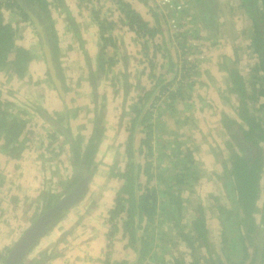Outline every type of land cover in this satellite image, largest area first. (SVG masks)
I'll use <instances>...</instances> for the list:
<instances>
[{"label": "trees", "instance_id": "trees-1", "mask_svg": "<svg viewBox=\"0 0 264 264\" xmlns=\"http://www.w3.org/2000/svg\"><path fill=\"white\" fill-rule=\"evenodd\" d=\"M91 1H94V4L90 7V13L98 23L101 44L95 69L91 68L87 52L83 50L85 59L89 60L88 82L93 103L92 116L88 119L90 127L85 134L71 130V120L78 116L80 106H67L61 112H51L38 104L8 100L0 90V150L8 158H20L32 144L33 131L42 124L47 125V139H50L47 148H51L55 141L68 146L66 168L69 169V177L55 181L52 186L53 189L61 187L60 193L51 191V182L46 186V190L43 188L40 191V213L70 192L81 180L85 179L89 183L98 169L99 161L96 157L105 130L106 97L104 93H99L97 83L116 62L112 56L106 55V48L115 47V43L105 32L114 25L125 26L134 34V40L139 44L138 53L143 57L144 64L139 77L146 75L148 84L145 85L144 82L138 86L137 99L129 104L130 119L126 125L127 134L122 147L123 163L120 166L119 160H116L110 166V176L117 177L121 183L116 193L115 206L109 212L110 229L106 233L108 242L105 257L109 255L111 240L117 230V222L120 221L123 236L137 254V259L131 264H165L162 249L160 253L151 251L155 248L152 243L155 241L156 231L160 228L161 234L163 224L170 221V229L175 232L174 238L177 236L180 245L186 248L185 258H175L170 264H264V236L261 235L264 233V210L259 214L256 205L261 188L260 177L264 173V0H239L238 3L240 12L247 17V25L250 26L249 44L246 46L250 51L247 54L251 53L254 60L249 70L250 79L247 80L234 66L237 55L235 60L229 56L223 57L229 94L222 98L231 103L236 101L237 105H233V115L222 113L220 126L224 129L229 154L228 158L221 162V171L218 173L212 170V174L193 154L198 151V147L192 150L191 143L180 138L183 126L189 121L188 117L192 112L190 104L194 101L193 93L197 87L204 84L195 77L200 69L199 56L203 52L201 47L205 46L207 41L212 45L220 41L215 33L219 28V1H186L197 9L199 15L196 13L193 19L197 21L198 26L194 27L192 24V28H184L187 23L179 22V31L173 33L174 40L178 39L176 44L171 39L176 47L175 60L169 55L167 48L168 54H165V48L160 44L162 28L158 18L151 26L128 0H110L114 8L104 16L101 15L103 12L99 0H78V3ZM185 6L183 2L182 8L172 13L173 16L178 13V18L182 19ZM57 7L64 12L69 28L77 34L74 17L64 0H0V71H5L10 77L23 78L27 75L32 54L29 49L17 45L15 37L19 23H29L38 38L43 60L45 57L42 46L46 45L61 88L64 92L68 90L52 17L53 10ZM4 10L15 17L13 24L5 21ZM154 11L155 17L156 14L159 15L158 11ZM162 17V21L168 24L165 15ZM209 30L211 36H207L210 35L207 34ZM236 50L238 49L234 46V51ZM160 52L162 57L166 55L169 58L166 68L158 63ZM189 54L191 57H188ZM45 74L47 82L57 91L48 68ZM139 82L140 79L138 84ZM130 87L131 84L127 81L123 82L124 95ZM60 99L64 101V98ZM124 100L125 98L122 108L125 105ZM126 113L123 109L120 119ZM137 132L142 137L135 146ZM155 139L156 142H152ZM153 143L160 144L158 155L154 154L156 147ZM57 149L61 150V146ZM159 159L160 165L155 166L154 162ZM155 169L158 172L157 177L154 174ZM140 175L145 177L144 183L140 182ZM213 177L219 180L225 198L224 200L213 193L207 194V198L209 196L211 201H215V210L220 218L219 247L216 253L207 250L205 214L203 204L198 200L193 206L192 218L186 226L183 225V207L190 203L188 197L194 195V186L200 184L202 178L212 180ZM152 178H158L155 181L157 186H149ZM2 183L3 178L0 175V186ZM68 209L61 208L55 212L43 236L57 224ZM140 230L143 234L139 236ZM152 231L153 234L149 235ZM43 236L29 248L19 264H44L59 254L54 250L55 244H48L41 247L36 255L29 256L39 247ZM58 241H61V238L57 239ZM161 241H164L163 244L167 242L160 236ZM198 244L200 249L204 250H199L200 256L196 253ZM102 264H109V261L104 260ZM112 264L129 263L120 261Z\"/></svg>", "mask_w": 264, "mask_h": 264}, {"label": "rangeland", "instance_id": "rangeland-1", "mask_svg": "<svg viewBox=\"0 0 264 264\" xmlns=\"http://www.w3.org/2000/svg\"><path fill=\"white\" fill-rule=\"evenodd\" d=\"M147 1L148 3L150 2L153 10L159 12L158 15L159 17L161 16V18L164 20L162 16L165 15L166 21H168L169 16L165 14L164 10L162 9L163 7L160 6L159 3L157 5L155 0H147ZM177 1L178 2L184 1L185 5H187L186 1L188 2V0H177ZM218 1L220 3L221 10L218 14L219 28L217 31L215 30L216 31L215 33L219 37L220 41L214 45H212L211 42L207 41L206 45L201 47V50H203V52L199 56L200 69L198 75H196L195 77L197 80H202L204 84L197 87V90L193 93L194 101L192 103L194 105L192 103L190 104L192 112L188 117L189 121H187V124L183 126V134L181 135L180 138L182 141L184 140V142H190L191 143L190 146L192 150L198 147V151H194L193 154L201 162V165L204 168H206V170L210 174L213 173L212 170L218 171L219 173L222 169L221 162L226 158H228L229 148L227 142H225L226 137L224 134V129H222V127L220 126V122L222 118V113L227 115L234 114L233 105L236 104V101H233L231 103V101L224 100L222 98V96L229 94L227 91V76L225 74V68H224L225 65H224L223 57L229 56L233 58V60H235V57L237 55V62L235 61L236 65L234 66L239 69V71L244 75V77L247 80L250 79L251 73L249 72V70L250 67H252V61L254 60L251 53L247 54V52H250L246 46L249 44L250 26L247 25V17L245 18L238 8L239 0H218ZM85 4L93 6L94 1L85 2ZM192 8L196 10V12L193 10L192 12L189 11L188 14H183L182 19L178 18V13H175L176 18L179 20L180 23L182 21L187 23L186 25H184V28L185 27L188 28L190 26L192 28L193 26L192 24H194V27L198 26L197 21L193 19V17L197 13V9L196 7L194 8L193 6ZM56 9L57 8H54L53 13L57 14L58 19L56 21V24H58L57 26H59L60 28V23L58 22L61 21L60 19L61 15L59 17V11H57ZM107 13L108 12L102 13V16L106 15ZM3 15L5 21L10 22L11 24L14 23L15 17L10 12L4 10ZM62 16L64 20H66L65 14L64 15L62 14ZM202 22L203 21L201 20L200 23ZM163 23L167 27L165 28V30H167L169 34L168 35L169 38L174 40L173 31L171 30L170 26L164 21ZM17 28H18L17 29L18 34H16L15 42L17 43V45L21 46L22 44H25L29 47L28 49L32 54V61L28 66L27 75L24 76L23 78H17L15 76L10 77L5 71L3 70L0 71V90L3 91V95L5 94L4 96L11 101L41 105L51 112L52 111L61 112L64 110V107L67 106L68 107L80 106L81 108L78 112V116L76 118H73V120H71V130L72 132L80 131L83 134H85L88 128L90 127V121L88 119L91 118L92 110H93L92 109L93 103L91 100V89L89 82L88 84L82 82L83 80L82 74L86 69L88 71L87 62L85 68L84 66L81 67L77 65L76 61L73 62L71 61L72 63H69L67 65V71L66 69L64 70V66L61 63L63 67V74L65 76L66 83L68 86V90L64 92L65 95L64 101H62L58 96L59 95L58 92L55 91V89L51 86V84L47 82L46 79L47 77L45 74L46 73L45 60H43V56L40 51L41 48L37 44V42L39 41L35 31L33 30V27L29 23H19ZM70 30L72 31V29ZM204 30L206 31V29ZM21 34H25L26 39H24V37L22 38ZM207 34H210L207 36H211V31L209 30ZM188 39H190L189 35H188ZM177 40L178 39L174 40L175 44ZM135 45L138 49L139 44L136 41H135ZM234 46L236 47V49H238L236 50V52L234 51ZM112 49H115V47L106 48V52L110 50L111 56L115 55ZM67 50H68L67 45H64L62 51L67 53ZM174 51L176 56V47ZM81 52L84 55L83 49ZM81 52L79 50L78 54L82 57ZM160 56H161V52H160ZM188 57H191V54H189ZM140 58L143 59V57ZM79 63H82V61H80ZM141 67L142 65L136 61V57H135V62L132 63L131 67L126 66L124 70H122V68L120 67L115 68L117 70L116 78L113 75H111L107 79L105 77V74H103L102 78L100 77L97 83V89H99L98 90L99 93L105 94L106 106H109L111 109V113L109 115L110 120L108 124L110 125L111 128L109 135L106 137V142H110V144L107 146L110 149L104 151V149H102L101 147V154L99 151L97 157V159L100 158L99 162H101V166H99L100 164H98L99 170H97L96 171L97 173L95 174L97 175L100 174L98 176H102L103 178L102 179L95 178L96 180L94 181L95 184L106 183V181L107 182L110 181L111 178L116 180L118 179L117 177L110 176L109 174L110 171H112L110 166L120 157L117 150H114L112 146H113V142L116 143L122 142V147H123L126 137L122 138L123 135L119 136L117 134V130L124 128L126 129V125L129 123V119H130V113H128L129 111L128 103L130 102L128 101L125 102L124 108H122L123 101L120 95L123 89V82L124 81L129 82L130 79L132 83H134V88L138 90V86L140 85L138 84L137 77L140 76ZM195 86H197V84ZM133 90L134 89H131V91L133 92V94L131 95H135V93L137 95V92ZM123 109H125L127 113L122 119H120V114ZM36 118L40 119L38 116ZM171 121H169L168 123L171 124L170 123ZM120 126L122 127L119 128ZM38 128L40 127H36L35 130H37ZM47 133L48 130L45 132V134L44 131L42 130L41 134L38 133V135L35 136L33 142H40V141L48 142V140L50 139H47ZM138 137L140 138L142 137V135H140L137 132L136 138ZM152 142H156V139ZM103 143L104 142H102L101 144ZM134 143L136 146V144L139 142L135 140ZM54 144L55 145L52 146L51 148L44 147L45 149L44 151L43 150L42 151L49 156H53L55 153H57L56 157H58V155L60 154L64 155L63 151L65 152V146H67V144L60 141H55ZM59 146H61V150L57 149V147L59 148ZM153 146L156 147L154 154H157L160 150V144L153 143ZM122 153H123V148H122ZM43 160L48 162L47 159H43ZM154 163L156 166L157 164L160 163V159ZM44 167L45 169L47 168V166L44 164L42 166H39L38 168L42 171ZM26 168L28 169L27 170L28 174H30L33 171L32 166H27ZM35 170H37V166ZM57 172L59 173L58 170ZM154 174H156L157 177L158 172L156 169L154 171ZM56 177L58 179L62 178V176L59 174H55V175L50 174V181L48 180L47 183L51 182V184L54 185L56 180L53 181L52 178H56ZM67 177H69V175ZM67 177L64 176L62 180H66ZM139 179L140 182L144 183L145 180L144 176L140 175ZM152 179L153 180L149 182V186H157L155 181H157L158 178H152ZM116 180H114L115 183ZM40 181H38V183L39 184L41 183V185H43L41 190H43V188L44 190H46V186H48L46 185V181H44V179ZM92 182L93 180L91 181V183ZM260 186L261 188L259 191V198L257 199L256 202L257 209L259 210V214L261 213L262 209L264 210V173L260 177ZM116 188H117L116 184L110 187L112 193L113 191L116 190ZM193 190H194L193 193L194 195L191 194L188 197L190 203H188L187 207L186 206L183 207V212H184L183 225L186 226L188 220L192 218L194 214L193 206L197 204V200H198L200 204H203V211L205 214V224L207 228V239H206L207 250L216 253L219 247L220 218H219V214H217V211L215 210L216 209L214 205L216 204L215 201H211L209 199V196L207 198V194L213 193L219 197H222V199L225 200L224 194L222 193L223 190L220 186L219 180H217L216 177L215 178L213 177L212 180L202 178L200 180V184L195 185ZM224 203L226 204V201H224ZM41 204L42 203H38L37 205H34L33 201H28L27 197L24 199L23 205L25 210L31 209V212L29 213H27L26 211L24 212V214L26 215V219L22 221L23 226L21 225L17 227V236L15 240L22 233V231L28 226V224H30L35 218H37L41 214L40 213ZM259 214L257 213L258 218H259ZM170 225H171L170 221L165 222V224H163L162 226V233L160 234V228H159L156 231V235L154 238L155 241L152 243L153 245H155L153 246L155 248L151 252L154 251L156 253H160V250L161 249L163 250V257L165 259V264L172 263V261H174L175 258H183V256L185 258L186 255L185 254L186 248H184V245H180L181 243L179 238H177V236L176 238H174L173 234L175 232L172 229H170ZM142 234L143 231L140 230L138 235L140 236ZM152 234L153 231L149 232V235ZM261 235L264 236V233H262ZM51 236L52 235L50 233L48 235L46 234L45 236H43V238L39 242V247L36 250L34 249L35 252L33 251L29 256L36 255L38 250L44 246L45 240H48L47 244L56 245V241L49 242V240H52L50 239L52 238ZM160 236H162L163 240L167 241L165 244H163L164 241L160 242ZM14 241L12 242V244L14 243ZM156 243H158V245H156ZM11 245L0 250V264H3L2 259L5 258L8 252L7 250L8 248L11 247ZM162 245L165 246L163 247ZM200 247H201L200 244H198V248L196 252L198 256H200L199 250L201 252L204 251L203 248L200 249Z\"/></svg>", "mask_w": 264, "mask_h": 264}, {"label": "crops", "instance_id": "crops-1", "mask_svg": "<svg viewBox=\"0 0 264 264\" xmlns=\"http://www.w3.org/2000/svg\"><path fill=\"white\" fill-rule=\"evenodd\" d=\"M128 1L151 26L155 24L157 18L159 19L161 24L160 26L162 28V33L160 34V44L165 48V51L166 48L168 49L169 55L173 58V60H175V46L169 38L167 30H165L167 27L164 25L161 16L159 17L156 14L155 17L153 14L155 11L151 7L150 2L148 3L147 0ZM64 2L66 3L71 15L74 17L75 23L77 25V34H73L74 32L70 30L62 16V14L64 15V12L57 7L56 10L59 11V17L61 15V21L58 22L60 23L59 28V26H57L58 24H56L58 19L57 14H52V17L55 21V29L62 55L60 60L64 66V70L66 69L67 71V65L73 61H76L77 65L81 67L84 66L86 68V62L89 60L91 68L95 69L97 66V56L100 51L101 40L98 23L95 21V19H93L92 14L90 13V7L92 6L88 4H80L78 3V0H64ZM99 3L103 13H109L114 8V5L110 0H99ZM193 10L192 4L187 3L185 6V14H188L189 11L192 12ZM194 11L196 12V10ZM105 35H110L115 43V49H112L115 55H112V58L116 60L111 70L105 75L107 79L111 75L116 78L117 70L115 68L120 67L122 70H124L126 66L131 67L132 63L135 62V57L136 61L142 65V71L143 59L140 58L141 55L138 53L139 48L137 49L135 45V36L130 30H128L127 27L114 25L112 29L105 32ZM25 36V34H21V37H24V39H26ZM37 44L39 45V42H37ZM64 45H67V53L62 51ZM21 46L27 49L29 48L25 44H22ZM82 49L87 52L89 60L85 59V56L81 52ZM79 50L82 57L78 54ZM168 52L166 51L165 54H168ZM110 54V50L106 52L108 57L111 56ZM164 57L161 58L160 56L158 63L160 62V65H163L164 68H166L167 60L169 58L166 55ZM80 61H82V63H79ZM85 71L82 74V82L88 84V71L87 69ZM138 79H140L139 85L143 84L144 82L145 85L148 84L146 75H141V77H137V80ZM128 83L131 84L128 93L124 95L123 91H121L120 96L122 101L125 98L124 101H128L130 102L128 104H131L137 98L136 93L135 95H131L133 94L131 89H134L137 94L138 90L134 88V85L132 86L134 83H132L131 79ZM106 108L105 130L102 139V142L104 143L100 145V154L101 147L104 149V151L110 149L107 147L110 142H106V137L109 135L111 128L110 125H108L111 109L109 106H106ZM46 127V124H42L40 128L33 131V135L31 137L32 144H30V146L23 152L20 158H8L0 150V175L3 178V183L0 186V250L12 244L17 236V227L21 225L23 226L22 221L26 219L24 212H31V209L25 210L23 202L26 197L28 198V201H34L38 196L41 188L43 187V185H41V183L39 184L38 181L44 179V181H46V185H48L50 183H47L48 180L50 181V174H59L63 178L64 176L67 177L70 173L66 168L68 160V146H65L66 153L63 151L64 155L60 154L58 157H56L57 155H53V157L46 155V153L43 152L47 147L48 142H33L35 136H37L38 133L41 134L42 130L45 134L47 131ZM121 127L122 126L119 128ZM117 134L119 136L123 135L122 138H124L126 137L127 133L125 132L124 128L118 129ZM138 139L139 137L136 138L137 142ZM54 145L55 144L51 146ZM112 148L117 150L120 156L117 160H119V165L121 166L124 160V156L122 154V142H113ZM97 157L96 160L99 161L100 158L97 159ZM43 159H47L48 162L44 161ZM43 164L46 165L48 169H45L44 167V169L41 171L38 167L42 166ZM99 164V166H101V162H99ZM27 166L33 167V171L30 174L27 173ZM36 166L37 170H35ZM97 170H99V167ZM98 175H94L93 182L90 183L89 190L83 201L79 205L75 206V208L69 210L60 223L51 231L50 234L52 235V238L50 239L52 240H49V242L56 241L54 250L59 254L44 264H101V262H103L102 260L104 259V252L107 243L106 233L109 231V224L106 221V217L108 214V209L112 208L114 195L121 181L119 179L116 180L111 178V180L108 182L106 181V183L95 184V178H103L102 176ZM59 179L57 177L52 178L53 181H57ZM114 180H116V183ZM114 184H116L117 188L112 193L110 187ZM65 231H67L66 236L63 237L62 241L57 242V239H60L61 233ZM47 242L48 240H45L44 246L48 245ZM125 243L126 241L122 237V231L119 228L112 239L109 254L110 261L119 262L124 260L131 264L137 259L136 252L132 248L125 246Z\"/></svg>", "mask_w": 264, "mask_h": 264}, {"label": "water", "instance_id": "water-1", "mask_svg": "<svg viewBox=\"0 0 264 264\" xmlns=\"http://www.w3.org/2000/svg\"><path fill=\"white\" fill-rule=\"evenodd\" d=\"M46 68L49 70L52 81L57 88L60 97L64 98V91L61 88L59 79L56 77L54 68L51 63L50 52L46 45L42 46ZM86 180L83 179L75 186L70 192L62 196L55 204L45 210L37 218H35L28 226L22 231L18 238L11 245L7 252L3 264H19L24 255L28 252L29 248L36 244L38 240L44 235L48 226L51 224L52 217L59 209L68 208L69 206L77 203L85 192Z\"/></svg>", "mask_w": 264, "mask_h": 264}, {"label": "flooded vegetation", "instance_id": "flooded-vegetation-1", "mask_svg": "<svg viewBox=\"0 0 264 264\" xmlns=\"http://www.w3.org/2000/svg\"><path fill=\"white\" fill-rule=\"evenodd\" d=\"M95 175V174H94ZM94 175H93V178H94ZM93 178L91 179V181L93 180ZM91 181L89 182V183H87L86 184V187L87 188H85V192H84V194L82 195V197L80 198V200L77 202V203H74L73 205H71V206H69L68 208V210L62 215V217L59 219V221L57 222V224H55V226L53 227V228H51L50 230H49V232L47 233V235L49 234V233H51V231L60 223V221L63 219V217L65 216V214L66 213H68V211L69 210H71L72 208H74L75 206H77V205H79L82 201H83V199L85 198V196L87 195V192H88V190H89V185H90V183H91ZM52 184L50 185V187H51V191L52 192H54V193H60L61 192V188L59 187V188H57V189H53L52 188ZM47 189V188H46ZM118 190V189H117ZM116 193H117V191H116ZM116 193H115V195H114V199H113V205H112V208L115 206V197H116ZM39 194H40V192H39ZM39 194H38V196H39ZM66 195V194H65ZM38 196L35 198V200L33 201V203H34V205H37L38 203H42V201L38 198ZM64 196V195H63ZM56 203V202H55ZM54 203V204H55ZM41 207H42V204H41ZM51 207V206H50ZM112 208H110V209H108V214H107V217H106V221H107V223L110 225V221H109V216H110V210L112 209ZM47 210V209H46ZM43 213V212H42ZM41 213V214H42ZM115 220V219H114ZM118 220H120L119 218H118ZM121 226V223H120V221H118L117 222V230H116V232L119 230V228L121 229V231H122V227H120ZM109 229H110V227H109ZM115 232V233H116ZM66 234H67V231H65V232H62L61 233V235H60V238H61V241H62V239H63V237H65L66 236ZM115 235V234H114ZM114 237V236H113ZM113 237H112V239H113ZM122 237L124 238V240L126 241V243H125V246H128V247H130L129 245H128V243H127V239L123 236V231H122ZM106 240H107V238H106ZM108 242V241H107ZM111 244H112V240H111ZM106 245H107V243H106ZM111 248V247H110ZM131 248V247H130ZM105 249H106V247H105ZM109 254H110V252H109ZM104 260H107V261H109V264H112V263H114V262H112V261H110V256L108 255V257H105V254H104V259L102 260V261H104ZM123 261V260H122ZM120 262V261H119ZM103 262H101V264H102Z\"/></svg>", "mask_w": 264, "mask_h": 264}, {"label": "built area", "instance_id": "built-area-1", "mask_svg": "<svg viewBox=\"0 0 264 264\" xmlns=\"http://www.w3.org/2000/svg\"><path fill=\"white\" fill-rule=\"evenodd\" d=\"M157 5L158 3L160 6H162L165 14L169 16L168 18V25L170 26L173 33L179 31V20L174 16H172V13L176 12L178 9L182 8L183 2H178L175 4L173 0H155ZM177 1V0H176ZM156 5V6H157ZM158 7V6H157ZM159 8V7H158Z\"/></svg>", "mask_w": 264, "mask_h": 264}]
</instances>
